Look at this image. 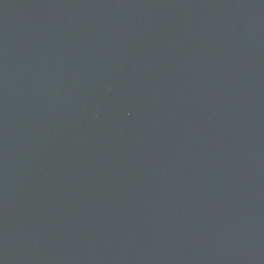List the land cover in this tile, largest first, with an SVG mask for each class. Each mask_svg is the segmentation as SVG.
I'll return each mask as SVG.
<instances>
[{"label":"water","instance_id":"obj_1","mask_svg":"<svg viewBox=\"0 0 264 264\" xmlns=\"http://www.w3.org/2000/svg\"><path fill=\"white\" fill-rule=\"evenodd\" d=\"M0 264H264V0H0Z\"/></svg>","mask_w":264,"mask_h":264}]
</instances>
